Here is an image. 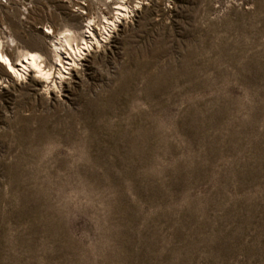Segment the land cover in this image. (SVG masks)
<instances>
[{
	"label": "rangeland",
	"instance_id": "374dc122",
	"mask_svg": "<svg viewBox=\"0 0 264 264\" xmlns=\"http://www.w3.org/2000/svg\"><path fill=\"white\" fill-rule=\"evenodd\" d=\"M125 1H0L13 62L100 40L52 88L0 61V264H264V0Z\"/></svg>",
	"mask_w": 264,
	"mask_h": 264
},
{
	"label": "bare ground",
	"instance_id": "6f19581e",
	"mask_svg": "<svg viewBox=\"0 0 264 264\" xmlns=\"http://www.w3.org/2000/svg\"><path fill=\"white\" fill-rule=\"evenodd\" d=\"M108 1H114L116 4L113 19L103 16L107 27H109L110 30V28L116 26V23L118 24V22H121L122 19L127 17L130 9L125 0ZM79 8L83 10L84 7L80 4V6L78 5V9ZM83 13L85 12L83 11ZM85 19L86 27L85 30H83V35H78L76 30L74 31L69 28L61 31L59 35L54 34L53 30L50 31L54 37L51 44L54 62L49 66L44 64L43 55L40 52H33L32 50L27 49L19 50L18 47L15 48L18 53L17 61L13 62L5 53H3L5 50L3 49L5 44L2 39H0V61L5 66L7 72L16 78V81L20 80L22 82V80L26 78V75H31L34 80L43 82L44 86L52 88L56 84V78L61 83L62 80L65 79L64 73H70V70L74 69L78 62L77 60L82 58L85 51L92 49V46L100 43V40L96 37L91 25L92 18L85 17ZM7 38L8 41L15 46L16 43L14 39L9 36ZM76 38H78L79 42H74L76 41ZM10 49L11 48L9 47V50Z\"/></svg>",
	"mask_w": 264,
	"mask_h": 264
},
{
	"label": "built area",
	"instance_id": "2783aa9c",
	"mask_svg": "<svg viewBox=\"0 0 264 264\" xmlns=\"http://www.w3.org/2000/svg\"><path fill=\"white\" fill-rule=\"evenodd\" d=\"M0 1L5 2L6 0H0Z\"/></svg>",
	"mask_w": 264,
	"mask_h": 264
}]
</instances>
